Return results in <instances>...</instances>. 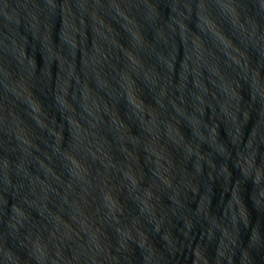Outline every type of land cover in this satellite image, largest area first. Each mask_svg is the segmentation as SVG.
<instances>
[{
	"label": "water",
	"instance_id": "95a60500",
	"mask_svg": "<svg viewBox=\"0 0 264 264\" xmlns=\"http://www.w3.org/2000/svg\"><path fill=\"white\" fill-rule=\"evenodd\" d=\"M0 264H264V0H0Z\"/></svg>",
	"mask_w": 264,
	"mask_h": 264
}]
</instances>
